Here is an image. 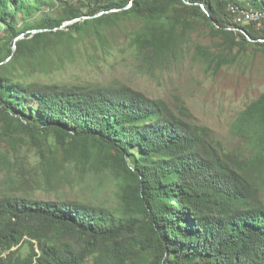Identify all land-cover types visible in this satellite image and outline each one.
I'll list each match as a JSON object with an SVG mask.
<instances>
[{
  "label": "trees",
  "instance_id": "trees-1",
  "mask_svg": "<svg viewBox=\"0 0 264 264\" xmlns=\"http://www.w3.org/2000/svg\"><path fill=\"white\" fill-rule=\"evenodd\" d=\"M48 1L59 2L58 15L44 12L37 24L17 26L20 15ZM186 1L0 0V34L13 39L36 30L12 42L18 55L29 44L45 47L67 20L68 30L80 32L129 15L146 19L132 39L137 51L163 62L182 52L199 18L221 40L219 52L195 47L212 73L232 64L250 42L264 51V41H257L264 40V27L240 25L227 8L243 7L237 0ZM8 83L0 75L1 124L29 136L44 177L70 161L106 172L116 181L119 206L1 193L0 264H264V203L253 200L257 188L264 189V91L231 123V133L246 145L238 154L189 120L183 103L174 109L125 85ZM43 135L53 137L60 159L45 154ZM18 158L0 150V169L23 168Z\"/></svg>",
  "mask_w": 264,
  "mask_h": 264
},
{
  "label": "rangeland",
  "instance_id": "rangeland-1",
  "mask_svg": "<svg viewBox=\"0 0 264 264\" xmlns=\"http://www.w3.org/2000/svg\"><path fill=\"white\" fill-rule=\"evenodd\" d=\"M237 2L243 7L264 9V5L258 8L250 0ZM44 12L58 15L59 2L48 1L33 14L20 15L16 24L19 28L37 24ZM196 22V28L188 33L183 43L182 52L163 62H152L137 51L132 39L143 29L146 19L129 15L119 16L110 23H89L80 32L68 30L66 26L70 22L63 25L62 32L51 38L53 40L45 47L29 44L18 55L15 49L12 51V42L30 37L36 30H24L13 39L0 34V75L8 79L9 85H125L150 98L163 99L174 109L183 103L190 114L189 120L207 126L222 149L242 154L245 142L231 133V123L264 91V51L260 45L250 42L232 64L212 73L195 56V47L201 45L219 52L221 40L210 36L203 19L198 18ZM120 122L128 123L129 120L121 118ZM41 141L46 155L52 153L60 159L61 150L51 135H43ZM8 143H17L16 148L10 149ZM0 150L8 151L11 161L17 156V161L23 163L20 169L16 165L0 169V194L119 206L116 181L108 173L94 172L70 161L61 163L58 171L47 179L39 165L38 149L29 136L18 128L5 129L1 121ZM253 200L264 203L263 188H257Z\"/></svg>",
  "mask_w": 264,
  "mask_h": 264
},
{
  "label": "built area",
  "instance_id": "built-area-1",
  "mask_svg": "<svg viewBox=\"0 0 264 264\" xmlns=\"http://www.w3.org/2000/svg\"><path fill=\"white\" fill-rule=\"evenodd\" d=\"M227 8L233 11V14L239 16L241 18V23L243 24H252L257 28L264 27V15L258 16H248L247 12L236 11L232 8V6L228 3Z\"/></svg>",
  "mask_w": 264,
  "mask_h": 264
},
{
  "label": "bare ground",
  "instance_id": "bare-ground-1",
  "mask_svg": "<svg viewBox=\"0 0 264 264\" xmlns=\"http://www.w3.org/2000/svg\"><path fill=\"white\" fill-rule=\"evenodd\" d=\"M231 6L236 11L247 12L248 16H258L261 14L264 15V10H262V9H248V8H243V7L237 6V5H231ZM229 11L233 14L232 10H229ZM234 17H235L236 22L241 23V18L239 16L234 15ZM241 24H243V23H241Z\"/></svg>",
  "mask_w": 264,
  "mask_h": 264
},
{
  "label": "water",
  "instance_id": "water-1",
  "mask_svg": "<svg viewBox=\"0 0 264 264\" xmlns=\"http://www.w3.org/2000/svg\"><path fill=\"white\" fill-rule=\"evenodd\" d=\"M186 3H187V1L186 0H184ZM199 6L201 7V9L208 15V12H207V9L205 8V6L202 4V3H199ZM112 10H116V9H111V10H109V11H112ZM103 11H101V12H99V13H97L96 15H99V14H101ZM107 12V11H106ZM95 16V15H94ZM85 17H87V16H85ZM75 20V19H74ZM71 22V20H67V21H65L61 26H63V25H66V24H68V23H70ZM212 22H214L213 20H212ZM246 37H247V39L248 40H251L252 41V39L246 34ZM262 41H264V40H262ZM15 49V45H12V51Z\"/></svg>",
  "mask_w": 264,
  "mask_h": 264
}]
</instances>
